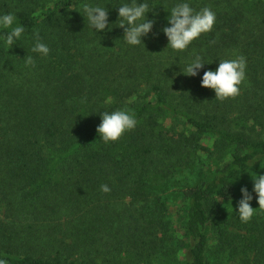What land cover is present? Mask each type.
<instances>
[{
	"label": "trees",
	"instance_id": "obj_1",
	"mask_svg": "<svg viewBox=\"0 0 264 264\" xmlns=\"http://www.w3.org/2000/svg\"><path fill=\"white\" fill-rule=\"evenodd\" d=\"M83 2L0 0V13L25 28L11 48L0 41V260L206 264L211 225L226 259L240 253L241 264H264V210L242 222L235 209L227 228L217 226L225 219L219 197L232 200L251 169L264 173V0H190L216 20L183 51L166 47L161 31L175 0H147L156 22L135 46L122 40L121 0H89L108 9L109 28L97 33L79 11ZM34 31L48 56L30 51ZM196 52L211 63L196 76L182 73ZM235 55L246 58L245 79L238 95L218 100L201 86L202 73ZM122 107L137 124L104 143L98 111ZM199 155L216 164L178 187L172 236L155 180L191 169Z\"/></svg>",
	"mask_w": 264,
	"mask_h": 264
},
{
	"label": "clouds",
	"instance_id": "obj_2",
	"mask_svg": "<svg viewBox=\"0 0 264 264\" xmlns=\"http://www.w3.org/2000/svg\"><path fill=\"white\" fill-rule=\"evenodd\" d=\"M117 8L119 24L123 29L122 40L127 45H139L151 32L155 19H149L147 13L154 7H150L147 0H121ZM164 9L168 15L165 17L166 24L161 28L167 39L166 47L175 51H183L188 48L191 42L202 33L210 31L216 20V13L208 6L198 10L191 6L190 0H175L169 7ZM87 20L93 31L101 32L109 28L108 9L98 3L84 0L79 10ZM116 19V20H117ZM115 20V21H116ZM0 29L7 31L0 32V41L7 49L11 48L16 41L20 40L25 31L23 24L17 22L14 13H0ZM34 42L30 51L41 56H48L49 46L42 41L38 31L33 33ZM26 66L35 67V60L31 55H25ZM214 69H205L202 73L200 84L202 87L214 91L215 98L224 100L239 94L240 85L245 79L246 58L243 55H235L234 58L219 59ZM203 56L196 52L184 64L180 71L186 75L196 76L204 68ZM111 101H106L110 103ZM100 123L96 126V132L104 143L115 141L128 130L133 129L137 124L135 114L128 108H116L112 111H98ZM260 160L259 157L254 159ZM253 161V162H254ZM261 161V160H260ZM253 164V163H252ZM253 175L250 173L253 186L251 191L246 185L240 187L241 197L237 201L236 212L242 222H247L254 214V209L264 210V173ZM101 191L108 192L110 189L106 184L100 186ZM253 194L258 202V207H252L250 202ZM220 198V197H219ZM0 264H6L0 260Z\"/></svg>",
	"mask_w": 264,
	"mask_h": 264
},
{
	"label": "rangeland",
	"instance_id": "obj_3",
	"mask_svg": "<svg viewBox=\"0 0 264 264\" xmlns=\"http://www.w3.org/2000/svg\"><path fill=\"white\" fill-rule=\"evenodd\" d=\"M209 144L207 141L206 144ZM214 159L212 157H206L204 155H199V157L195 158L194 164L191 167V169L188 168H182L181 170L176 171L174 174L170 175L167 178H156V186L158 194L161 195V197L164 200H167L165 207H166V213L170 215L169 220H171L170 225V235L175 236L177 234V229L179 227V215L181 214V198L182 195L180 192H178V187L184 183H187L188 181L193 180L194 175L198 173L199 170H202L206 168V166L213 167L215 163ZM264 169V168H263ZM193 171L192 173H190ZM256 172L257 174H260L259 170L251 169L249 172L245 173L241 177H239L235 182V196L232 200L224 201L219 198L221 201V210L223 211V216L225 217L224 221L220 218L217 221V226L220 225L221 228H227L228 223H225L226 221H231V212L233 210H237V201L241 197L240 193V187L242 185H246L248 189L251 191L253 182L250 173L253 175ZM168 179V181H167ZM252 207H258V202L255 198V194H253V200L250 202ZM259 208L254 209V212L258 210ZM213 226L210 225L209 229V239H208V251L207 253V263L206 264H241L240 258L243 256L242 254L236 255L234 259H226L227 255L223 252L225 249L221 248V242L219 241V235L215 231L216 228L213 230ZM231 228V227H230ZM176 229V231L174 230ZM230 230V229H228ZM233 232H235L232 229Z\"/></svg>",
	"mask_w": 264,
	"mask_h": 264
}]
</instances>
